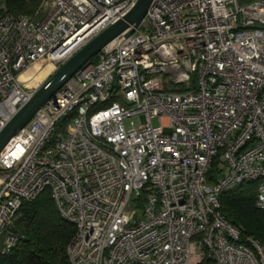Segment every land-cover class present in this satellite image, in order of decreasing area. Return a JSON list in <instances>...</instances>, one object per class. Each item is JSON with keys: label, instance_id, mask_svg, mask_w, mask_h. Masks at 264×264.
Here are the masks:
<instances>
[{"label": "built area", "instance_id": "built-area-1", "mask_svg": "<svg viewBox=\"0 0 264 264\" xmlns=\"http://www.w3.org/2000/svg\"><path fill=\"white\" fill-rule=\"evenodd\" d=\"M135 2L40 0L15 16L0 0V131L38 67L57 70ZM95 58L0 152V255L23 238L22 203L49 189L76 227L70 264H264L219 204L253 183L264 210V0H153Z\"/></svg>", "mask_w": 264, "mask_h": 264}, {"label": "trees", "instance_id": "trees-1", "mask_svg": "<svg viewBox=\"0 0 264 264\" xmlns=\"http://www.w3.org/2000/svg\"><path fill=\"white\" fill-rule=\"evenodd\" d=\"M254 0H239L240 3ZM40 0H3L2 12L15 16H31ZM92 58L91 62H95ZM218 175L217 160L212 161L206 175L212 183ZM256 186L243 183L222 193L220 212L241 233L240 242L257 241L264 253V210L255 208ZM15 226L23 236L8 254L0 255V264H70L67 246L76 233L73 223L63 219L57 211L49 189H44L34 200L23 202Z\"/></svg>", "mask_w": 264, "mask_h": 264}, {"label": "water", "instance_id": "water-1", "mask_svg": "<svg viewBox=\"0 0 264 264\" xmlns=\"http://www.w3.org/2000/svg\"><path fill=\"white\" fill-rule=\"evenodd\" d=\"M153 0H136L121 18L93 37L81 49L55 70L23 104L0 131V152L10 139L23 128L35 113L85 64L89 63L105 46L120 35L128 37L143 21Z\"/></svg>", "mask_w": 264, "mask_h": 264}, {"label": "rangeland", "instance_id": "rangeland-1", "mask_svg": "<svg viewBox=\"0 0 264 264\" xmlns=\"http://www.w3.org/2000/svg\"><path fill=\"white\" fill-rule=\"evenodd\" d=\"M54 72V67L52 65H44L41 67H38L34 72L32 77L30 78V86L31 87H39L52 73ZM133 122L135 126L139 125L138 118H132L125 122V127L128 128L130 125V122ZM153 126H156L157 121L156 119H152Z\"/></svg>", "mask_w": 264, "mask_h": 264}]
</instances>
